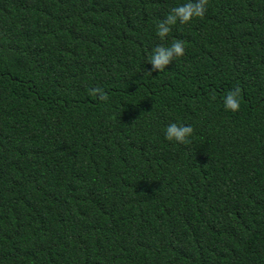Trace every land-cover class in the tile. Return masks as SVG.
<instances>
[{
    "label": "trees",
    "instance_id": "16d2710c",
    "mask_svg": "<svg viewBox=\"0 0 264 264\" xmlns=\"http://www.w3.org/2000/svg\"><path fill=\"white\" fill-rule=\"evenodd\" d=\"M184 2L0 0V264H264V0Z\"/></svg>",
    "mask_w": 264,
    "mask_h": 264
},
{
    "label": "clouds",
    "instance_id": "9594fccd",
    "mask_svg": "<svg viewBox=\"0 0 264 264\" xmlns=\"http://www.w3.org/2000/svg\"><path fill=\"white\" fill-rule=\"evenodd\" d=\"M207 0H185L184 3H178L169 10V13L160 20L155 26V32L158 37L163 39L170 31V25L179 21L181 24L188 22L194 17H201L205 13ZM184 52V43L179 40H173L171 43L157 44L150 52L147 62L151 67L147 70L159 72L173 62L174 58L180 57ZM91 94L97 95L99 100L106 99L103 89L96 87L90 89ZM225 109L233 112L240 107V89L239 87L229 90L223 99ZM193 129L191 125L172 122L165 126L164 137L167 140L185 142L191 135Z\"/></svg>",
    "mask_w": 264,
    "mask_h": 264
}]
</instances>
